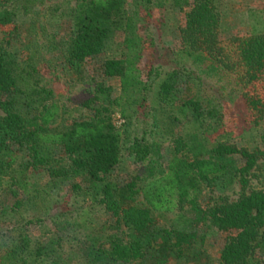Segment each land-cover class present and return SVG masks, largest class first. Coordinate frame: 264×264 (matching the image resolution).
Returning <instances> with one entry per match:
<instances>
[{"label":"trees","instance_id":"1","mask_svg":"<svg viewBox=\"0 0 264 264\" xmlns=\"http://www.w3.org/2000/svg\"><path fill=\"white\" fill-rule=\"evenodd\" d=\"M35 1L0 0V28L7 40V45L0 44V216L20 210L23 196L32 191H55L68 183L115 222L107 223L103 232L88 230L66 239L20 235L3 259L11 264H181L202 254L209 232L223 231L228 236L221 264H249L255 250L264 248V189L248 190L252 170L264 164V147L209 138L216 130L212 125L221 123L220 111L196 97L176 104L178 81H187L192 73L177 69L157 81L159 71L151 67L148 80L142 79L139 65L146 45L138 22L150 21L155 1L135 0L133 15L127 11L128 0H80L70 10V37L63 42L66 61L79 68L86 59L116 48L120 57L107 59L102 70L106 77L120 78L121 94L113 98V87L98 83L83 104L92 117L76 118L66 127L56 126L61 112L52 100L55 93L42 85L36 63L24 65L10 50L19 18ZM173 3L184 15L183 40L235 78L255 123L264 122V33L221 39L216 0ZM132 93L141 95L142 113L152 101L178 107L186 120L188 128L175 137L165 166L145 137L129 138L113 120L117 112L129 116ZM124 150L145 173L118 185L111 176ZM35 176L42 179L33 180ZM233 183L241 185L238 198L201 205L205 188ZM156 212L177 216L171 227H163Z\"/></svg>","mask_w":264,"mask_h":264},{"label":"rangeland","instance_id":"2","mask_svg":"<svg viewBox=\"0 0 264 264\" xmlns=\"http://www.w3.org/2000/svg\"><path fill=\"white\" fill-rule=\"evenodd\" d=\"M79 1L36 0L35 3L29 4V9L19 18L20 27L15 32L10 46V50L18 59L23 60L24 65L36 63L42 85L54 91L52 100L58 104L61 112L56 126L60 127L69 126L76 118L92 117V111L83 104L94 96L98 83L112 86L113 98L121 94L120 78L106 77L102 70L107 59L120 57L116 48L86 59L79 68L71 67L66 61L63 42L70 37L68 16ZM154 1L156 6L150 21L138 22L146 45L139 65L142 79L148 80L151 67L159 71L155 78L157 81L177 69L192 73L193 77L187 81L182 78L178 81L176 104L196 97L206 107H216L220 111L221 123L212 125L216 130H211L209 138L227 140L250 149L256 146L264 147V122L255 123L235 78L227 76L216 62L190 49L180 31L184 15L174 5L173 0ZM216 3L222 15L221 39L242 33H264V0H216ZM135 10L136 1L128 0L129 15H133ZM0 44L7 45L1 28ZM49 44H56L59 49L49 50ZM31 57L34 59L30 60ZM130 99L133 101V109L130 110L129 116L124 118L117 112L113 114L114 122L119 128L126 129L125 134L131 139L135 136L145 137L151 144L158 162L165 166L170 158L175 137L188 128L186 120L178 114V107L170 109L161 104H152L151 101L142 113L141 95L132 93ZM144 173L145 167L135 161L128 150H124L111 180L123 185L136 175L143 176ZM35 179L41 180L42 177L35 176L33 180ZM221 186L214 189L205 188L199 197L201 205L208 207L224 197H229L230 200L238 198L241 185L233 183L227 187ZM255 189H264L262 162L250 175L248 190ZM23 197L24 205L20 210L10 217L0 216V264H11L3 259L4 253L20 235H28L42 241L55 237L66 239L88 230L103 232L107 223L115 222L111 214L93 207L83 193L74 191L68 183L55 191L41 187ZM140 201H143V197H140ZM176 216L177 212H156L157 221L163 227H171ZM30 220L33 222H29ZM227 236L228 233L223 231L209 232L202 254L191 261L183 259L181 264H221V252ZM249 264H264V248L255 250Z\"/></svg>","mask_w":264,"mask_h":264}]
</instances>
